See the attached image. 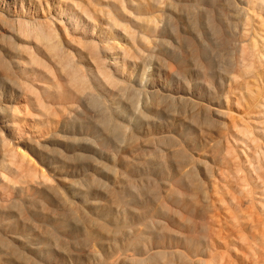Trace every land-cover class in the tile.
Listing matches in <instances>:
<instances>
[{"label": "rangeland", "instance_id": "obj_1", "mask_svg": "<svg viewBox=\"0 0 264 264\" xmlns=\"http://www.w3.org/2000/svg\"><path fill=\"white\" fill-rule=\"evenodd\" d=\"M263 2L0 0V264H264Z\"/></svg>", "mask_w": 264, "mask_h": 264}, {"label": "bare ground", "instance_id": "obj_2", "mask_svg": "<svg viewBox=\"0 0 264 264\" xmlns=\"http://www.w3.org/2000/svg\"><path fill=\"white\" fill-rule=\"evenodd\" d=\"M13 1V0H12ZM261 2V1H260ZM2 3V2H1ZM264 3V2H263ZM1 6V5H0ZM254 6H256V5H254ZM252 7V6H251ZM240 8V7H239ZM248 9V8H247ZM9 10V9H8ZM263 10V9H262ZM237 8H236V10H235V15H237ZM249 12H250V10L248 11V12H242V13H245L244 14V16L245 17H248L250 14H249ZM252 12V11H251ZM255 12V11H254ZM257 13V12H256ZM234 14V13H233ZM232 14V15H233ZM241 14V13H240ZM0 15H1V8H0ZM243 15V14H242ZM255 15V14H254ZM16 17H20L19 15H15ZM243 16V17H244ZM235 17V16H234ZM237 17V16H236ZM260 17V16H259ZM250 21V20H249ZM24 22V21H23ZM227 22H229L228 20H227ZM225 24H226V22H224ZM220 24H221V26L223 27V22L221 21L220 22ZM22 28V27H21ZM16 29V28H15ZM224 29V28H223ZM33 30V29H32ZM32 30H30V29H26L25 28V30H20V34L22 35V36H27V35H31L33 32H32ZM34 31V30H33ZM37 33V32H36ZM20 35V36H21ZM164 38V37H163ZM37 39L38 40H46V41H51V40H53V35L52 34H47V33H39L38 32V35H37ZM158 39V38H157ZM154 41H156V40H154ZM118 42V41H117ZM236 42V41H235ZM255 42V41H254ZM257 42V41H256ZM256 42H255V44H256ZM48 43V42H47ZM230 44V43H229ZM264 44V43H263ZM254 45V44H253ZM256 45H258V44H256ZM255 45V46H256ZM234 46V45H233ZM258 47V46H257ZM96 48V47H95ZM50 49L52 50V51H54L55 53H56V51H58L59 49H60V47L57 45V44H55V43H53L52 45H51V47H50ZM61 51V50H60ZM151 51V50H150ZM260 51V50H259ZM149 52V51H148ZM258 52V51H257ZM256 54V53H255ZM126 55V54H125ZM253 55V54H252ZM62 56V55H61ZM257 56V55H256ZM259 57H257V58H259L258 59V61L259 62H264V55H258ZM251 57V56H250ZM65 58V57H64ZM102 58V57H101ZM249 58V57H248ZM148 59V58H147ZM141 60V59H140ZM139 60V61H140ZM260 60H262V61H260ZM104 61V60H103ZM248 61V60H247ZM258 61H256V62H258ZM145 62V61H144ZM154 62V61H153ZM159 62V61H158ZM254 63V62H253ZM113 64V63H112ZM153 65V64H152ZM248 65V64H247ZM256 65V64H255ZM236 66V65H235ZM153 67H155V66H152L151 68H153ZM168 67H169V69L171 70V71H173V67H172V65H171V63H169V65H168ZM150 68V67H149ZM239 68V67H238ZM70 69H72V68H70ZM242 69V68H241ZM235 70H237V69H235ZM248 70V69H247ZM71 70H69V72H70ZM74 71H75V68H74ZM256 71V70H255ZM69 72H67L68 73V75H69ZM148 72V71H147ZM169 72V71H168ZM242 72H243V70H242ZM208 73V72H207ZM70 74H72V75H70L71 77H70V83H72L73 85H74V87H75V89H76V94H80V93H83V94H90V93H92L93 91H94V88L91 86V84L93 83V82H96V86H97V88L99 87L98 86V84H97V81H99L98 80V78H97V76H95V75H91V74H81V75H76L75 74V72H70ZM99 75H100V77H102V81H107V83H115L116 82V80L114 79V77L112 76V77H110L109 76V74L107 75L106 73H104V72H101L100 73V71H99ZM209 75V74H208ZM234 75H236V74H234ZM241 75V74H240ZM247 75V74H246ZM150 76V75H149ZM151 77V76H150ZM146 78V77H145ZM58 79V78H57ZM144 79V78H143ZM134 80V79H133ZM151 80V82H149V80H146L145 81V79L144 80H141L140 81V85L139 86H141V88L143 87L144 89H146V90H144V91H146V94H145V97H146V103H145V106H143L142 108H139V109H136V110H138V112L140 111L141 112V114H142V116H144V117H147L148 116V114H150V113H152L151 112V105L154 103V101H155V95H156V88H155V83H153L152 81H153V77L150 79ZM238 80V79H237ZM57 82H58V80H57ZM68 82V81H67ZM133 83V82H132ZM211 83V82H210ZM69 84V83H68ZM208 84V83H207ZM94 85V84H93ZM133 86V85H132ZM157 86V85H156ZM57 87L59 88V89H61V85H60V83L57 85ZM134 87V86H133ZM73 88V87H72ZM37 89V88H36ZM33 90V89H32ZM184 91V90H183ZM212 91V90H211ZM218 93V92H217ZM191 96V95H190ZM176 97V96H175ZM183 97V96H182ZM211 97V96H210ZM35 98V97H34ZM46 98V97H45ZM177 98V97H176ZM178 98H180V97H178ZM184 98V97H183ZM57 99V98H56ZM55 100V99H54ZM140 100V99H139ZM184 100V99H183ZM214 100V99H213ZM184 102V101H183ZM213 102V101H212ZM77 102H74L73 104L75 105ZM115 105L117 104V103H114ZM113 103L112 104H110V105H108L107 107H108V109H115V111H116V113H121V111H123V108L121 107V106H118V107H116L115 105H114ZM155 104V103H154ZM44 105V104H43ZM51 105V104H50ZM87 105V104H86ZM111 105H113V106H111ZM56 106V105H55ZM140 106V105H139ZM12 107V106H11ZM72 107H74V106H71L69 109H70V111H73L72 109ZM131 107V106H130ZM211 107V106H210ZM72 108V109H71ZM75 108V107H74ZM212 108H214V107H212ZM4 109V108H3ZM14 109V108H13ZM26 109V108H25ZM2 110V109H1ZM15 110V109H14ZM52 111V110H51ZM3 112V111H2ZM5 112V111H4ZM17 112V111H16ZM29 112V111H28ZM140 112H139V114H140ZM27 113V112H26ZM2 114V113H1ZM133 114V113H132ZM215 115V114H214ZM219 115V114H218ZM1 116V115H0ZM14 116L16 117V114H14ZM25 116H27V115H25ZM135 116V115H134ZM132 117V116H126V118H127V121H128V125H125L124 123H117V125L115 126V128H120V127H125V128H129L130 126H132V125H134L133 123L135 122L136 124L137 123H139L138 121H136V118L135 117ZM141 116V117H142ZM220 116V115H219ZM20 117V116H19ZM151 117V116H150ZM20 120V119H19ZM155 120V119H154ZM212 120V119H211ZM21 121V120H20ZM123 121H125V120H123ZM18 124V123H17ZM17 124H15V125H17ZM19 124H20V122H19ZM137 126V125H136ZM20 127V126H19ZM18 127V128H19ZM153 128V127H152ZM234 128V127H233ZM237 128V127H236ZM21 129V128H20ZM4 130V129H3ZM131 130V129H130ZM129 130V131H130ZM250 131V130H249ZM2 129L0 128V133L2 134ZM169 133V132H168ZM153 134V133H152ZM249 135V134H248ZM250 136V135H249ZM1 137V140H0V142H1V145L4 147L3 149V152H5V150H6V152L10 155V156H7V157H12V159H14L15 161L16 160H18L19 158L20 159H22V161H21V163L20 164H22V162H26V163H30V165L31 164H35L34 163V161H33V157H29V155H30V153L28 152L27 153V150H25V152L24 151H22L21 149V151L19 150V148L18 149H14V146H11V142L9 143V139H6V136L5 137H3L2 135L0 136ZM226 138V137H225ZM8 140V141H7ZM143 140H144V138H143ZM225 140V139H224ZM21 141H23V140H21ZM229 141V140H228ZM252 141V140H251ZM29 142H31V141H29ZM142 142V141H141ZM202 142V141H201ZM231 141H229V143H230ZM25 143V142H24ZM124 143V142H123ZM15 144V143H14ZM13 144V145H14ZM20 144V143H19ZM0 145V146H1ZM17 147H19V146H17ZM233 147V146H232ZM51 148V147H50ZM230 148V147H229ZM260 149V148H259ZM23 150H24V148H23ZM151 150V149H150ZM221 150V149H220ZM219 150V151H220ZM254 150V149H253ZM234 152V151H233ZM237 152H238V150H237ZM108 154V153H107ZM256 154H257V152H256ZM7 155V154H6ZM111 155V154H110ZM114 156V155H113ZM234 156V155H233ZM19 161V160H18ZM259 163V162H258ZM19 164V165H20ZM5 165V164H4ZM7 166V165H6ZM10 166V165H9ZM12 166V165H11ZM22 166V165H21ZM32 166H34V165H32ZM2 167V166H1ZM8 167V166H7ZM241 167V166H240ZM254 167H255V165H254ZM258 168V167H257ZM16 169V168H15ZM20 170L21 168L20 167H18L17 168V170ZM39 170V169H38ZM228 170V169H227ZM150 171V170H149ZM2 172V171H1ZM25 172V171H24ZM40 172V171H39ZM41 173V175H42V177H43V180H46V179H48V177H47V175H46V173H44V171H41L40 172ZM20 174H21V172H20ZM24 174V173H23ZM28 174V173H27ZM22 175V174H21ZM20 175V176H21ZM254 175V174H253ZM29 177V176H28ZM38 177V176H37ZM15 178V177H14ZM39 178V177H38ZM40 179V178H39ZM216 179V178H215ZM24 182H26V181H24ZM23 183V182H22ZM45 183V182H44ZM248 183V182H247ZM244 184V183H243ZM239 185V184H238ZM24 187V186H23ZM25 187H27V185L25 186ZM219 187V186H218ZM22 188V187H21ZM263 191V190H262ZM24 192V191H23ZM219 194V193H218ZM240 194V193H239ZM3 198V197H2ZM224 202V201H223ZM211 203V202H210ZM9 205V204H8ZM7 207V206H6ZM219 217V216H218ZM191 225V224H190ZM205 230V229H204ZM213 230V229H212ZM208 232H209V230H208ZM206 234V233H205ZM209 243V242H208ZM211 243V242H210ZM209 243V244H210ZM208 244V245H209ZM251 244V243H250ZM208 247V246H207ZM219 247V246H218ZM215 248V247H214ZM210 249V248H209ZM253 251V250H252ZM243 252V251H242ZM250 252V251H249ZM256 252V251H255ZM237 253V252H236ZM214 256V255H213ZM243 256V255H242ZM26 260V259H25ZM257 260V259H256ZM263 261V260H262ZM230 264V263H229ZM259 264V263H258Z\"/></svg>", "mask_w": 264, "mask_h": 264}]
</instances>
